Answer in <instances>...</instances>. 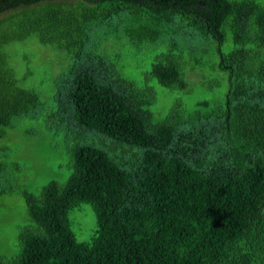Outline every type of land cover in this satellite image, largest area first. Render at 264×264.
Here are the masks:
<instances>
[{"label": "trees", "instance_id": "obj_1", "mask_svg": "<svg viewBox=\"0 0 264 264\" xmlns=\"http://www.w3.org/2000/svg\"><path fill=\"white\" fill-rule=\"evenodd\" d=\"M30 41L68 63L51 102L18 75ZM204 67L224 100L177 99L157 120L156 84L185 92ZM25 121L64 137L73 172L23 193L30 224L0 264H264L262 0H0V198L23 173L5 143ZM83 204L89 243L70 226Z\"/></svg>", "mask_w": 264, "mask_h": 264}, {"label": "rangeland", "instance_id": "obj_2", "mask_svg": "<svg viewBox=\"0 0 264 264\" xmlns=\"http://www.w3.org/2000/svg\"><path fill=\"white\" fill-rule=\"evenodd\" d=\"M262 2L264 3V0ZM31 42L20 43L13 49L16 60H19L18 75L24 76L26 72L32 71L33 75L29 77L27 86L36 88L43 100L51 102L54 78L68 68V63L62 60L60 52L51 46ZM27 57L30 59L28 64ZM221 75L219 70L204 67L199 73L189 76L185 92L170 93L156 84L159 98L158 103L152 107L155 118H164L177 99L183 101L188 113H193L200 101L207 100L212 104L222 102L225 98V88L228 86L227 81L223 83L222 88L212 89L208 85L209 80L221 79ZM5 144L12 151V161L19 164L23 170L14 181L15 192L0 198V256H13L18 252L20 228L30 224L23 193L27 191L39 194L43 187L52 181L65 184L73 169L64 137L53 139L40 121H25L21 128L14 132L13 139L7 140ZM70 223L79 242L92 241L97 231V217L91 205L83 204L74 210L70 215Z\"/></svg>", "mask_w": 264, "mask_h": 264}]
</instances>
